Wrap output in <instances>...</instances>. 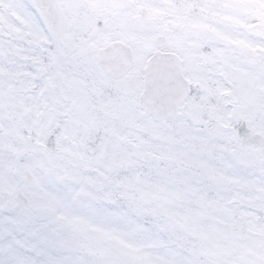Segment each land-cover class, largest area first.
I'll use <instances>...</instances> for the list:
<instances>
[{
  "label": "snow or ice",
  "instance_id": "6c2138e0",
  "mask_svg": "<svg viewBox=\"0 0 264 264\" xmlns=\"http://www.w3.org/2000/svg\"><path fill=\"white\" fill-rule=\"evenodd\" d=\"M0 264H264V0H0Z\"/></svg>",
  "mask_w": 264,
  "mask_h": 264
}]
</instances>
